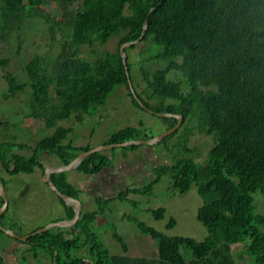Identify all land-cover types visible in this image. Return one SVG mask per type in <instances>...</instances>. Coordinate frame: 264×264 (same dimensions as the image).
Returning <instances> with one entry per match:
<instances>
[{
    "label": "trees",
    "instance_id": "1",
    "mask_svg": "<svg viewBox=\"0 0 264 264\" xmlns=\"http://www.w3.org/2000/svg\"><path fill=\"white\" fill-rule=\"evenodd\" d=\"M73 1L0 0V38L19 30L28 17L48 20L47 13L37 10L52 2L57 4L56 14L64 18L62 24L68 27L72 45L104 44L120 36L115 52H105L94 61L77 54L57 59L53 64L58 66L52 74L42 69L37 56L26 63L35 101L34 115L47 114L44 125L55 127V132L30 147L29 156L13 151L15 147L29 148L28 145L12 143L4 153L0 151V168L11 175L33 173L36 167L43 172L39 162L43 151L49 157L56 156L59 166L88 150L64 144L71 129L57 126V121L70 118L74 112L81 118L104 104L117 86L125 85L134 105L146 110L131 93L120 46L137 39L147 21L140 41L150 39L160 46L151 58L164 66L152 71L142 68L146 83L141 92L135 90L137 97L154 114H181L182 123L188 121L190 125L188 131L196 128L214 140L202 162L190 157L177 158L171 165L159 167L153 182L168 175L172 187L181 194L196 184L203 201L198 218L208 235L201 241L182 235L168 236L143 221H136L144 235L157 241V258L111 255L107 248L101 249L97 244L90 246L93 257H72V248L80 250L87 244L81 239L91 234L87 223L97 216L96 211L81 209L78 220L70 227L77 232L75 238L63 239L60 233L47 229L26 242L47 251L52 264H234L233 246L240 243H244L245 251L240 256H249V264H264V213L255 212L253 197L255 192L264 191V0H81L75 8ZM9 64L8 57H0V69L5 71L3 77L8 84L5 99L25 91L27 86L6 70ZM127 67L130 72L128 57ZM173 70L180 71L183 78H168ZM52 78L56 86L54 96L50 94ZM183 83L187 90H183ZM54 99L58 103H53ZM150 99L155 103L149 102ZM172 119L177 122V118ZM137 133L136 127L128 126L112 133L107 143L132 139ZM109 163L97 151L87 155L76 169L94 175ZM50 179L62 193L77 197L80 189L66 180L64 171L51 173ZM0 182L4 184L1 177ZM137 192L142 189L128 187L116 198L122 200ZM111 199L95 198L98 203L101 201V206L102 201L106 205ZM2 203L0 196V206ZM65 206L72 218L73 207L66 203ZM165 211L164 207H158L152 214L162 219ZM4 215L0 216V223ZM175 224L172 218L167 227ZM114 237L126 253L128 246L123 237L117 233ZM37 238L46 240L36 242ZM185 250L191 256L186 257ZM0 264L13 263L0 258Z\"/></svg>",
    "mask_w": 264,
    "mask_h": 264
},
{
    "label": "rangeland",
    "instance_id": "2",
    "mask_svg": "<svg viewBox=\"0 0 264 264\" xmlns=\"http://www.w3.org/2000/svg\"><path fill=\"white\" fill-rule=\"evenodd\" d=\"M80 2L81 0H74L73 7L75 8ZM57 8V4L52 2L37 10L43 14L47 13L48 20L40 16L28 17L19 30H14L8 36L0 38V57L10 59L6 70L12 72L19 82L27 84L25 91L5 99L4 94L8 91V84L3 77L5 71L0 69V151L3 153L12 143H23L29 148L15 147L13 151L22 156H29L30 147L55 132V127L44 125L43 119L47 114L43 113L41 117L34 115L35 101L31 96L30 80L25 70V65L31 58L37 56L42 69L52 74L54 68L58 66L53 64L57 59L77 54L86 60L94 61L105 52H115L118 49L120 36H115L104 44L95 42L93 45H72L69 41L68 27L62 24L63 16L56 14ZM159 49L160 46L150 39L139 41L133 47L127 48L134 90L141 92L145 87L142 68L152 71L164 66L163 62L151 58ZM168 78L180 80L183 75L180 71L173 70L168 74ZM55 87L52 78L50 94L53 96ZM182 88L187 90L186 83L182 84ZM143 97L146 98V95L143 94ZM149 102L155 103V100L150 99ZM170 102L173 100H167V103ZM53 103L58 101L54 99ZM182 122L167 139L154 144L119 145L99 151L110 163L109 168L105 167L98 174L93 176L84 174L76 168L64 171L66 180L74 187L87 188L100 193L101 196L112 197L106 205L102 201V206L101 201L98 203L95 199L83 202L82 211H96L97 216L95 220L87 223L91 234L81 239L83 242L86 240L87 244L80 250L72 248L70 251L72 257L85 259L93 257L90 246L97 244L101 249L107 248L111 255L126 254L132 257L157 258V241L144 235L137 227L136 221H143L168 236L182 235L199 241L206 238L208 231L203 221L198 218L203 201L197 192L196 184H192L187 192L181 194L172 187V181L168 175L153 182L159 167L169 166L177 158L183 157L202 162L214 145L212 136L196 128L188 131L190 126L188 121ZM176 123L172 117H160L136 107L129 96L127 87L120 85L108 96L104 104L98 105L89 113L82 114L81 118L74 112L70 118L58 120L57 126L71 129L63 140L64 144L70 143L78 149L90 150L111 144L107 143L111 134L128 126L138 129L134 138L129 140H148L175 126ZM49 159L52 166H58L59 160L56 156ZM0 172L3 173L2 170ZM34 174L14 175L9 181L12 185L4 182L8 192L9 208L1 222L12 227L11 230L14 229L13 231L21 236L28 234L29 229H33L31 232H34L53 223L71 219L65 203L43 180L41 168L36 167ZM6 177L9 175L6 174ZM128 187L142 189V192L129 193L125 199H117V194ZM13 188H15L14 191ZM77 197H80L79 193ZM253 197L255 212L264 213V191L255 192ZM158 207L166 209L162 219H156L152 214V210ZM172 218L176 224L169 228L167 224ZM48 229L51 232L60 233L63 239H73V236L69 235L67 226L51 225ZM115 233L121 235L127 244L126 253L121 243L115 239ZM45 240L46 238H37L35 241L44 242ZM13 241L14 239L8 234L0 233V253L3 247L10 245ZM17 243L14 255L19 260L26 255V250L31 249L38 254H43L45 251L30 242L17 241ZM243 248L244 243L233 246L234 264L250 263L249 256H240L245 253ZM184 252L186 257L191 256L189 250ZM36 262L50 264L44 260H36ZM14 263L21 264L18 260Z\"/></svg>",
    "mask_w": 264,
    "mask_h": 264
},
{
    "label": "water",
    "instance_id": "3",
    "mask_svg": "<svg viewBox=\"0 0 264 264\" xmlns=\"http://www.w3.org/2000/svg\"><path fill=\"white\" fill-rule=\"evenodd\" d=\"M147 28V21L145 22L144 25V30L142 32V34L135 40L132 41H127L121 44L120 46V54L122 56V61L125 65V72H126V76H127V82L129 85V88L131 90V93L133 95V97L139 102V104L145 108L147 111L154 113L153 110L148 109L141 101L140 99L137 97L136 92L133 88L132 85V81H131V77H130V72L129 69L127 67V54L125 52V49L133 44H136L140 41V39L143 37V34L145 32ZM158 116L160 117H175L177 118V123L175 124V126L167 129L166 131L160 133L159 135L148 139V140H126L120 143H111L108 145H102L99 147H95L92 148L90 150L84 151L80 154H78L75 158H73L68 164L66 165H59V166H52L51 161L49 159V156L45 153V151H43L41 154H39V162L40 164L43 166V180L48 183L51 188L56 192V194L62 198L66 204L71 205L73 207L74 210V215L71 219L68 220H64V221H59L56 223H53L51 225H55V226H72L79 218L80 216V212L82 209V202H81V198L80 197H72L69 196L65 193H62L57 186L52 182V180L50 179V174L51 173H58V172H62V171H66V170H70L72 168H76L79 163L89 154L93 153V152H97V151H101L104 149H109L112 147H116V146H127V145H134V144H154L160 140H162L164 137H166L167 135L171 134L172 132H174L181 124L182 122V115L181 114H174V113H170V112H157L156 113ZM43 157V159H42ZM0 196L3 198V203L0 206V215L4 213V211L7 208V204H8V199H7V194H6V190L4 185L0 182ZM51 225H48L44 228L38 229L35 232L28 234L26 236H20L18 234H16L15 232H13L11 229H6L4 228L1 224H0V229L3 230L4 232H6L7 234L16 237L18 239L21 240H27L29 237H31L32 235L36 234V233H41L45 230H47ZM92 264V263H91Z\"/></svg>",
    "mask_w": 264,
    "mask_h": 264
},
{
    "label": "crops",
    "instance_id": "4",
    "mask_svg": "<svg viewBox=\"0 0 264 264\" xmlns=\"http://www.w3.org/2000/svg\"><path fill=\"white\" fill-rule=\"evenodd\" d=\"M111 167V166H110ZM107 168H109V166L107 167ZM3 171V173L2 172H0V177L3 179V180H5L4 182H7V183H9V181H10V178L11 177H13L14 175H18V174H22V175H24V174H34L35 173V171H36V168H35V171L33 172V173H18V174H14V175H11V174H8L7 172H6V170L5 169H3V168H0V171ZM6 174L7 175H9V177H6ZM35 175V174H34ZM95 175V174H94ZM43 176V175H42ZM93 176V175H92ZM90 177V180L92 181V178L93 177ZM3 184V183H2ZM10 185H12L11 183H9ZM4 185V184H3ZM90 185V184H89ZM88 185V186H89ZM4 187H5V185H4ZM92 188V187H91ZM90 188V189H91ZM80 189V188H79ZM6 190V189H5ZM15 190V188H13V191ZM97 190V189H96ZM8 192L6 191V194H7ZM79 195H80V198H81V202H82V206H83V202L84 201H87V200H89V199H95V198H97V197H103V198H108L107 196H101V194L99 193H96V192H94V191H92V190H89V189H80V191H79ZM7 199H8V197H7ZM9 203V202H8ZM8 208H9V204H7V208H6V212L4 211V213H7L8 212ZM2 215V214H1ZM0 215V216H1ZM4 228H6V229H12V227H9L8 225H4L2 222L0 223ZM68 227V231H69V235L72 237L73 236V238H75L76 236H77V232L75 231V232H73L71 229H70V227L71 226H67ZM1 230V229H0ZM14 230V229H13ZM12 230V231H13ZM33 229H29L28 231H27V233L28 234H31V233H33V232H31ZM3 231V230H2ZM15 231V230H14ZM13 231V232H14ZM31 232V233H30ZM35 232V231H34ZM3 233H6V232H4L3 231ZM7 234V233H6ZM28 234H26V235H28ZM9 235V234H8ZM26 235H23V236H26ZM10 237H12L13 239H14V241L10 244V245H8V246H5V247H3L2 249H1V253H0V258L4 261V262H6V263H13V264H15L14 262L15 261H19V263H21V264H37V262H36V260H44V261H46V262H48V263H50V264H52V262H51V256H50V254L47 252V251H44V253L43 254H36L34 251H32L31 249H29V250H26V255L25 256H23L20 260L18 259V258H16V256L14 255V251L17 249V246H18V243H17V241H26V240H21V239H18V238H16V237H13V236H11V235H9ZM21 236V235H20ZM17 240V241H16ZM40 255V256H39ZM41 255H42V257H41Z\"/></svg>",
    "mask_w": 264,
    "mask_h": 264
}]
</instances>
